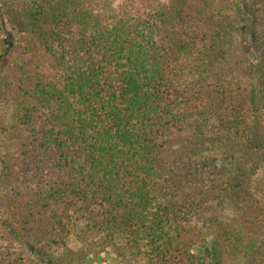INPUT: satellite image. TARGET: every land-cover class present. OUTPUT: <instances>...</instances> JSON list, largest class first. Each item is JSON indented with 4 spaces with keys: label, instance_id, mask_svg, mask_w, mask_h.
Listing matches in <instances>:
<instances>
[{
    "label": "trees",
    "instance_id": "16d2710c",
    "mask_svg": "<svg viewBox=\"0 0 264 264\" xmlns=\"http://www.w3.org/2000/svg\"><path fill=\"white\" fill-rule=\"evenodd\" d=\"M0 33V264H264V0H2Z\"/></svg>",
    "mask_w": 264,
    "mask_h": 264
},
{
    "label": "rangeland",
    "instance_id": "374dc122",
    "mask_svg": "<svg viewBox=\"0 0 264 264\" xmlns=\"http://www.w3.org/2000/svg\"><path fill=\"white\" fill-rule=\"evenodd\" d=\"M2 0H0V7H1ZM163 3H168V0H163ZM237 5L239 2L237 1ZM239 7H233V10L229 12V14L236 20L237 29H238V19H239ZM235 30V37L237 41L240 42L239 33ZM4 34L0 33V54L4 51L7 47L5 44L2 43V39H4ZM10 41L14 43V48H12L11 52L9 53L6 59V75L10 76L12 71L16 68L15 66L21 64L23 61V53L22 50L24 48L21 39L18 37L17 34L13 30H10ZM264 44V43H263ZM264 48V46H262ZM7 95V92H5ZM18 112L15 106L9 104V102L3 100L0 101V146L2 149H6L7 157L10 158V155H14V150L11 148V141L7 140L5 131L7 127H11L15 124L17 120ZM11 159V158H10ZM4 170L2 165L0 164V177L2 176ZM2 247L8 248L9 242L8 240L3 241ZM59 256V255H58ZM83 264H121L120 261L117 260L116 256L112 254V251L109 250L100 256L92 255L89 259L84 262Z\"/></svg>",
    "mask_w": 264,
    "mask_h": 264
}]
</instances>
